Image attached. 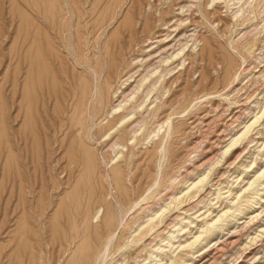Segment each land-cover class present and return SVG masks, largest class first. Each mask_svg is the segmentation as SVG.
Segmentation results:
<instances>
[{
	"label": "rangeland",
	"instance_id": "1",
	"mask_svg": "<svg viewBox=\"0 0 264 264\" xmlns=\"http://www.w3.org/2000/svg\"><path fill=\"white\" fill-rule=\"evenodd\" d=\"M180 1L185 0H0V264H170V256L177 264H264L261 203L231 217L225 230L204 234L195 249L179 247L220 210L245 206L240 189L264 167V119L247 142L239 143L240 150L223 156L230 139L264 103V0H222L214 8L200 0L199 11L189 14L206 49L188 57L186 70L177 69L172 79L177 92L169 148L161 130L158 153L146 154L153 150L147 141L135 149L129 168L126 146L125 158L123 153L114 157L111 145L98 143L95 135L90 134L91 144H83L59 132L64 147L48 159L44 131L53 132L41 123L39 88L26 84L31 35L38 49L64 58V74H71L79 53L90 62L103 57L106 66L104 56L113 55L116 41L124 40L123 26L142 33L148 17L165 16L170 22L185 16L177 14ZM85 68L91 103L105 72ZM57 82L56 93L65 84ZM185 86L184 112L180 92ZM54 106L63 107L61 102ZM91 123L93 133L98 122ZM202 174H208L204 188L188 195L187 186ZM113 176L126 190L124 200ZM189 217L195 222L175 232L171 247L166 237ZM106 222L114 224L110 233Z\"/></svg>",
	"mask_w": 264,
	"mask_h": 264
},
{
	"label": "bare ground",
	"instance_id": "2",
	"mask_svg": "<svg viewBox=\"0 0 264 264\" xmlns=\"http://www.w3.org/2000/svg\"><path fill=\"white\" fill-rule=\"evenodd\" d=\"M199 1L200 0H185L176 3L175 5H178L176 8L178 11L177 14H185V16L176 18L174 21H166V19L169 18H165V16H161L157 20H155L154 17H148L142 33L138 32L136 27L128 28L123 26L124 40L121 42V44L120 42L116 41L113 55L109 54L108 57L104 56V60L107 63L106 66L103 64V57L98 56L95 60L90 62L85 58V55L79 53L77 54L78 57H76V63L71 64V74H64L65 72L63 68L66 62L64 61V58H62L58 53H46L42 48L38 49L39 45L36 43L35 38H33V34L31 35V38L28 41V47L32 53L29 54V57L27 58V73H29V75L26 80V84L28 85L29 89H31V86L34 87L35 85H37V88H39V112L41 115V123L43 127L48 128V130L53 132L52 135L51 133L44 131L46 136L45 138L48 141L46 151L48 159L51 157L50 155H54V153L64 147V142L58 136L59 132L66 133L69 138L78 137L83 144H91V140L93 138H91L90 134H92V137L95 135L98 139V143H101L104 146L111 145L110 147L112 152L115 153L114 157H117L118 154L123 153L125 158L126 155L122 148L126 146L129 154L126 158V162L127 167L129 168L131 164L134 163L132 156L135 152V149L139 148L141 145H144L147 143V141H152L153 150L151 152L147 151L146 154H157L162 140L164 141L166 138L167 144L165 148H169L171 144V138L175 130L173 122V115L175 113L173 111V97L177 92V90L173 88L172 79L176 75L177 69H179L178 71L181 72L186 70V61L188 57L192 56L197 58L199 55H203L206 49V42L203 38L201 39L199 37L200 30H198V25H194L192 19L189 17V14L193 12V9L194 11H199V7H197V5H199ZM218 1L222 2V0H209L207 5H210L212 8H214L216 3L218 4ZM172 6L173 5H169V9H172ZM191 26L194 27L189 29ZM244 33L246 34L247 32ZM56 35L60 36L59 32H56ZM107 43H109V41L105 43L106 46ZM230 45L233 49H236L234 45ZM248 51L250 52V49H248ZM254 56L256 57V55ZM66 60L69 62V59ZM94 61L96 64H94ZM87 65H93L95 70L105 72V76L103 75L104 77L98 85L96 98L91 103V90H89L90 83L89 81L85 80L86 77H89L90 75L85 68ZM35 73H37V76H35ZM237 76L239 78V75ZM59 79H61L65 84L64 87L61 88L58 93H56L55 87L57 86V80ZM188 89L189 88L185 86L180 92L184 105L182 111L184 112L186 111L187 107L186 102ZM29 92L30 90H27L28 94ZM14 94H17L16 91ZM28 99L30 100L32 97L28 95ZM78 101L81 102L79 106L76 104ZM59 102H61L63 106L61 110L55 108L54 106V104ZM259 107L258 112H254L255 115L252 117L251 121H247L246 123L244 121L245 125L242 126L230 139L229 143L226 145V148H224L225 150L223 152V156L229 152H232L234 149L240 150L241 144L239 143H242L246 138H248L252 130L256 128V125L258 126V123L262 124L264 121L263 120L261 122V120L264 119V103ZM50 109H52V111ZM76 115L79 116V119ZM92 121L98 122L97 128L93 130V133L91 132ZM241 121L243 122L242 119ZM258 129L260 130V128ZM161 130H163L162 140L160 139V141H158L156 139L159 138ZM260 131H262V129ZM26 138H28V136L24 135V141ZM57 142L58 144L55 146L54 144ZM245 142L247 141L245 140ZM25 146H27L26 143ZM15 147L18 149L17 142H15ZM26 148L27 147H25V151ZM25 153L26 157L28 158L27 151ZM114 157L112 159H114ZM250 164L253 165V163ZM252 165L249 167H252ZM202 175L203 176L199 177L197 181H193L189 184V186H187L188 195L192 189H195V191H200L202 188H204V183L208 178V174ZM263 175L264 167L256 171L255 176H253V178L248 181L247 186H241L242 188L240 191L243 193V195L241 193L238 195V197L240 198V195H246L247 198H245V206L242 204L239 207L234 208L235 210H232L231 207H226L227 209L220 210L215 217L213 216L210 220H205V222L200 226L198 225L200 230L199 228V231L196 230L198 233H194V236L192 237L193 239H186L184 242L180 241L179 247L182 246L186 249L190 248L189 251H191L196 243L202 241L205 238L204 234L209 236L218 230H225L224 227L231 221V217H236L237 214H242L245 209L249 210L253 207L256 208L255 205L258 203H261V207H264V186L259 188V186L262 185L259 182V179ZM166 177L167 173L163 175V180ZM263 179L261 180L263 181ZM113 180L114 182L116 181L115 187L117 189L119 199L124 200L126 196V190H122L121 187L117 185L115 176H113ZM234 199L235 198L232 200ZM235 200H237V198ZM104 201L109 205L107 200ZM165 209H167V206L161 209V215H163ZM159 210L158 212H160ZM263 211H260L257 216L254 215V218H258V216ZM251 218L253 220L252 216ZM151 219H153V217ZM187 220L188 221H186V224L184 225L183 222L182 224L180 223V229L172 231L166 237L171 247H173V239L178 236V234H175V232H180L183 229L190 227V224L195 222V218L189 217ZM113 227L114 224L111 222H106L104 225V230H107V232L110 233ZM260 232L261 234L264 233V225L261 226ZM229 242L228 244H230ZM103 254L102 260L106 262L108 256L110 255H106V252ZM194 255L195 254H193V256ZM168 256L170 255L168 254ZM169 259L171 262L170 264L179 263L172 256H170ZM183 260L180 258V263L183 262ZM121 264H125L124 260Z\"/></svg>",
	"mask_w": 264,
	"mask_h": 264
}]
</instances>
